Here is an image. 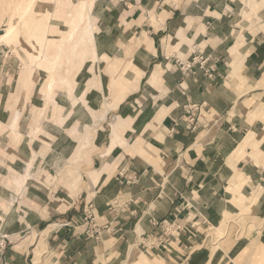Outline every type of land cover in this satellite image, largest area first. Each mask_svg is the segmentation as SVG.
Returning a JSON list of instances; mask_svg holds the SVG:
<instances>
[{
	"label": "crops",
	"instance_id": "0c3cea01",
	"mask_svg": "<svg viewBox=\"0 0 264 264\" xmlns=\"http://www.w3.org/2000/svg\"><path fill=\"white\" fill-rule=\"evenodd\" d=\"M85 1L94 44L76 77L84 70L88 77L79 93L75 80L65 103L56 104L57 120H48L52 111L43 105L36 112L42 119L28 130L32 156L50 154L60 132L81 130L61 170L65 199L47 217L29 219L40 204L23 197L28 175L18 172L21 156L4 160L1 166L18 176L0 187V233L10 238L0 264H207L210 225L228 215L264 221V0ZM195 57L193 72H184L178 60ZM3 59L6 69L20 67L18 59L14 66ZM122 75L127 91L115 107L113 84ZM9 83L0 79L4 150L6 132L18 148L25 135L23 111L11 113L2 93ZM82 110L88 117L80 120ZM38 131L46 140L31 148ZM89 205L99 225H111L99 239L85 233ZM163 221L180 230L156 245L163 228L155 222ZM263 225L211 264H253L264 249Z\"/></svg>",
	"mask_w": 264,
	"mask_h": 264
},
{
	"label": "rangeland",
	"instance_id": "374dc122",
	"mask_svg": "<svg viewBox=\"0 0 264 264\" xmlns=\"http://www.w3.org/2000/svg\"><path fill=\"white\" fill-rule=\"evenodd\" d=\"M25 1L26 0H0V34L6 32L4 28L7 20H11L13 23L18 24L20 20V6L23 2L25 3ZM55 2L56 0H37L32 12L20 20L17 31L10 36V41H2L0 43V79L1 81H5L6 78L10 80L9 86L4 85L5 87H2V93L7 94V98L10 100L9 106L12 109L11 113H14L17 109L23 111L20 129L22 130V133H25L24 144L19 146V148L17 147L19 140L16 142L17 140L14 139L13 134L6 132V134L3 135L2 145L6 146L7 144L8 148L7 150H4L6 147H3V149L0 148V187L5 184L4 182L8 179V176H12L13 179H15V177L18 176V172L28 175V180H26L24 185L25 191L23 197L30 196L31 199L40 204V207L35 209L38 212H33L29 219L31 217L38 218L39 215L47 217L48 211L53 209L54 204L58 206L61 201L65 199L66 186L63 182V176L61 175L65 163L64 158L73 150V147L79 141L81 133V130L76 126L75 129L72 130L73 133L71 134V137L68 134L63 135V133L60 132L54 150L52 152L50 151V154L48 153L49 155L45 153L46 155L41 154V156H37L36 154H33L32 156L31 151L27 146V142L31 139L28 130L33 127L34 123H38L43 117H40V114L36 113L38 111L37 108H40L43 105H45L47 109L51 108L52 113L47 114L48 120H57L62 113H58V105L56 104L59 102L62 105L66 100L64 99V96L70 95L68 92L70 90L69 86L62 84L60 82L61 78L67 76L72 83H74L73 81L75 80L78 81L77 93H79L81 85L84 84L88 77L86 70L76 77L80 61L76 62L75 66L68 65V70H71V72H68V70L66 71L64 68L60 69L59 73V69H57L58 74L53 72L56 78V83L52 92L48 95L46 85L50 78V72L47 67L50 60L43 58L44 52L52 48V39L60 36L64 33L63 31L68 29L70 23L69 17L75 13L76 6L74 5L78 3V0H73L74 3L76 2L75 4L65 0H57L58 5L57 3L55 4ZM2 48H5V51L9 50L10 53L6 56L5 53L1 52ZM87 56L88 54L85 55V57ZM5 57H8V59L10 57L12 59L13 66L15 65V59H18V61L21 62V64H19L20 67L18 66L17 69L4 68L5 63L3 62V58ZM124 80L123 75L120 79L115 80V90H118L119 93L116 97L117 100L115 99L116 101H121L123 99L121 98V95L125 93ZM74 101H76L75 98L72 102L74 103ZM85 112L86 110L77 111V118L80 120L86 119L88 114ZM77 118L74 116L73 120H77ZM17 119L18 115L15 117L13 127L16 126ZM34 119L37 121L31 123V120L34 121ZM7 123L9 122L7 121ZM13 130L15 129L13 128ZM46 136L47 133L45 131H38L35 140L30 142V147H41L46 140ZM85 142L86 136L84 138V143ZM6 152H8V156ZM18 153L21 156L22 166L18 172L13 171L11 174V171L8 172V170L1 165L4 163V160L6 163L5 165H7V163L9 164L12 156L15 158ZM27 164L29 165L27 166ZM47 176H50L52 179L51 182L46 181ZM48 187L57 190L55 196H49L46 193ZM227 217L228 220L225 219L218 227L210 228V225L209 230L207 229L205 231L202 229V231H205V233L208 234L209 241L207 242V249L210 251V256L211 254H214L215 256L219 251L228 253L238 237L246 236L252 238L254 234L253 230L264 223V221L252 222L255 219L251 217L239 216L238 219L231 215H228ZM82 222L86 224L85 220ZM219 229L225 231L221 239ZM87 231L88 227L86 228L85 233L88 237H91L88 235ZM9 241L10 238L8 235H2L0 233V255L5 252L7 242ZM219 244L224 247V250L217 248V245ZM211 245L213 246L211 247ZM250 245L251 254H253L256 250V240L252 241ZM256 254L257 257L253 264H264V261L261 259L264 257L262 256L264 255L263 250H258ZM213 264H218L217 258L213 261Z\"/></svg>",
	"mask_w": 264,
	"mask_h": 264
},
{
	"label": "bare ground",
	"instance_id": "6f19581e",
	"mask_svg": "<svg viewBox=\"0 0 264 264\" xmlns=\"http://www.w3.org/2000/svg\"><path fill=\"white\" fill-rule=\"evenodd\" d=\"M36 3H37V0H28V1L26 0L25 3L23 2V4L20 6L21 7L20 13H19L20 20H22L24 17H26L32 12ZM75 6H76L75 13H73L70 16L71 18L69 17L70 23H69L68 29L64 31V33H62V36L60 37V39H52V48L44 52L43 58L50 60V63L47 67V69H49V72H50V76H49L50 78L46 85L48 95L52 92L54 85L56 83V78H55L54 73H57V69L63 67L64 62H66V66H64L66 71L69 68L68 66L69 64L70 66H75L76 65L75 63L78 62L79 60H82L85 57L86 53L89 52V47H91L94 44V23H93V19L90 13L92 9V5L89 4L85 0H81ZM18 24L13 23L11 20H7V23L4 28L6 32L4 34H0V43L2 41H7V42L10 41L11 39L10 36L17 31ZM132 66L133 65H130L131 69H132ZM68 72H71V70H68ZM59 73H60V70H59ZM60 82L62 84H66L67 86H69L70 90L73 89L74 83H75L74 81H73L74 83H72L71 80L67 76L62 77ZM124 87H125V93L121 95V98H124L126 95V91H127L126 85ZM116 100H115V107L120 102L119 100L118 101ZM115 134L118 135L117 131L114 128L113 135L115 136ZM224 232H225L224 230L219 229L220 239L223 237L222 235L224 234ZM217 248L220 250H224V247L221 244L217 245ZM262 250L264 254V249ZM213 257H214V254H211V256L209 257L210 260L208 261L207 264H211V260ZM261 259L264 261V257H262Z\"/></svg>",
	"mask_w": 264,
	"mask_h": 264
},
{
	"label": "built area",
	"instance_id": "2783aa9c",
	"mask_svg": "<svg viewBox=\"0 0 264 264\" xmlns=\"http://www.w3.org/2000/svg\"><path fill=\"white\" fill-rule=\"evenodd\" d=\"M197 59L198 57L193 58V60L191 61L178 60V63L184 72H193V67ZM205 61L206 59H202L201 63H204ZM85 221L88 224L87 233L93 238L99 239L102 237L104 232H109L111 230V225L109 224L99 225V223L96 221V216L94 214V209L92 205H89V210L86 212L85 215ZM155 224L161 225L163 228V233L155 239L154 244L156 245H161L163 243L169 242L170 237L174 234V232L180 230V227L176 226L175 223H169L167 221H163L162 223L155 222Z\"/></svg>",
	"mask_w": 264,
	"mask_h": 264
}]
</instances>
